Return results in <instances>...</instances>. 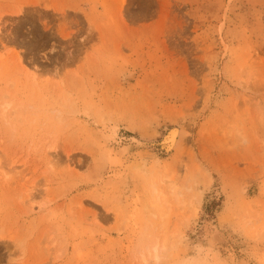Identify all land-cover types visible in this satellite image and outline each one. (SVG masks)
I'll return each mask as SVG.
<instances>
[{
  "label": "rangeland",
  "instance_id": "rangeland-1",
  "mask_svg": "<svg viewBox=\"0 0 264 264\" xmlns=\"http://www.w3.org/2000/svg\"><path fill=\"white\" fill-rule=\"evenodd\" d=\"M0 235V264H264V0H0Z\"/></svg>",
  "mask_w": 264,
  "mask_h": 264
},
{
  "label": "bare ground",
  "instance_id": "bare-ground-1",
  "mask_svg": "<svg viewBox=\"0 0 264 264\" xmlns=\"http://www.w3.org/2000/svg\"><path fill=\"white\" fill-rule=\"evenodd\" d=\"M1 105H4V103H2ZM174 135H175V133L173 134V132H172V134H171V136L169 137V141L171 142V144H172V141H173V138H174ZM13 172V171H12ZM25 176V175H24ZM1 236V235H0ZM157 245L155 244L153 247H152V251L154 252V254H156V249H157V247H156ZM156 256V255H155Z\"/></svg>",
  "mask_w": 264,
  "mask_h": 264
}]
</instances>
